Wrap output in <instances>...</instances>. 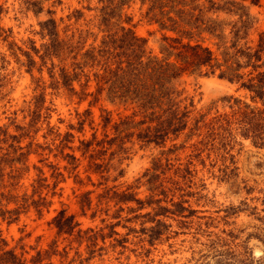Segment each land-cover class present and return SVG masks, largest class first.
I'll return each instance as SVG.
<instances>
[{"label": "rangeland", "instance_id": "obj_1", "mask_svg": "<svg viewBox=\"0 0 264 264\" xmlns=\"http://www.w3.org/2000/svg\"><path fill=\"white\" fill-rule=\"evenodd\" d=\"M30 1H38L44 10H53L61 36L67 41L72 40V32L84 26L86 19L96 20V10L85 6L97 5V0ZM148 4H142L140 0H123L121 13L132 15L129 24L137 34L147 38L149 48L162 56V48L167 43L164 35H179L180 31L162 28L157 21L150 20L146 15ZM157 4L162 12L175 15L178 29L191 31L194 39L211 46L215 57L221 61L224 56L239 49L255 46L263 30L264 0H259L258 4H250L248 0H158ZM75 8L82 9L84 15L75 17ZM46 15V12L36 15L26 0H0V126H7L9 133H17V123L27 122L28 117H23V108L34 93L35 80L23 64L25 57L22 49L28 48L29 37L39 46L43 38L39 34L38 21ZM93 29L97 32L96 39L95 35H89L84 43L76 42L64 60L66 66L70 68L74 65L82 72L73 81L81 96L75 93L69 95L63 88L55 90L50 87L46 62L42 63L41 70L36 66L32 69L33 75L41 80L35 90L45 89L44 105L50 106L51 113L49 123L44 120L38 130H31L22 137L19 142L22 149L31 141L30 147L35 150L22 163H15L22 166L19 167L20 174L10 177L6 167L3 177L6 183L11 182V192L17 196L25 195L26 201L45 194L50 202L42 207L41 213L30 206L19 213L18 220L10 223L0 221L2 235L8 239L7 246L20 239L19 244L23 245V254L27 258L40 249L45 257L36 264H47L48 261L50 264H67L69 261L72 264H264V147L255 145L250 137L240 134L229 139L226 137L223 141L220 137L208 138L207 150L194 158L191 166L193 174L186 176L175 175L173 171L178 165L179 170L184 167L190 148L168 151L173 143L186 141L188 144L196 140L193 134L199 129L206 131L210 124L206 121L230 111L235 99L254 105L249 93L238 83L215 74H183L178 88H183V95L192 98L193 102L188 126L180 136L158 146L140 147L136 143L122 163L123 174L116 179H113L115 172L108 180H103L97 173L85 170L86 160L80 156L77 145L81 138H90L93 132L97 136L102 135V108L111 109L114 118L118 112L124 114L131 110L123 104L111 102L106 97V90L96 102L90 103V93L96 85L93 67L80 65L89 64L84 57H91L90 52H85L90 43L96 45L100 41L102 32ZM187 32H182V40L187 39ZM35 59L38 63L37 55ZM86 71L90 72L87 82L83 74ZM255 104L260 106V103ZM86 108L89 113L84 116ZM47 126H51L52 130H48ZM58 131L62 134L72 132L63 152H59L54 144L58 142V139H53ZM10 139L1 140L0 146L10 144ZM65 151L81 157L76 170L64 167V164L70 165L66 162ZM167 157L172 160L178 158L172 169L168 165L163 167L166 176L174 175L178 180L179 190L175 195L182 196L184 203L190 204L196 212L175 218L170 213L163 216L168 226L158 239L150 242L141 227L154 223L147 220L144 213L152 212L155 203H146L138 208L139 203L130 200L120 203L118 208V204L105 200V197L98 203L97 194L105 186L115 184L119 189L129 187L136 191V197L147 199L148 195H153L158 178H164L162 170L154 168L153 163L157 158L165 162ZM49 163L59 165L60 169L52 172L56 176L51 175ZM36 166L41 167L42 175L47 176L44 184L35 181L39 172ZM76 171L78 176L74 175ZM86 174L90 175V179ZM78 178L82 179L81 183L76 180ZM55 180L56 186L53 187ZM88 189L91 190L90 205L82 207L78 194ZM153 196L157 197V194ZM2 202L7 203V207L14 205L6 199ZM167 204L170 205L169 202ZM63 206L66 207V214L73 213L77 222L70 232L58 231L51 222L52 216ZM238 207L240 210H237ZM112 223L114 231L110 233ZM90 235H93L91 240ZM20 250L17 247V251ZM49 251L52 254L46 256Z\"/></svg>", "mask_w": 264, "mask_h": 264}, {"label": "trees", "instance_id": "obj_2", "mask_svg": "<svg viewBox=\"0 0 264 264\" xmlns=\"http://www.w3.org/2000/svg\"><path fill=\"white\" fill-rule=\"evenodd\" d=\"M248 1L250 4L259 3V0ZM26 2L32 7L36 15L41 12H46L47 15L38 21L39 34L43 38L39 46H36L35 40L29 37L27 40L28 48L22 49L25 57L23 64L31 73L32 79L35 80L34 93L23 108L25 110L23 117H28L27 122L15 125L17 133H9L7 126H0V141H6L11 137L10 144L5 147L0 146V221L6 220L8 223L16 221L19 218V213L30 206L41 213L42 207L50 202L45 194H39L38 197H31L30 201H26L25 195L24 197L17 196L11 192L9 185L11 182L6 183L3 177V170L6 167H8L10 177L20 174L19 167L22 166L15 163H22L29 153L35 150L34 147H30L31 141L25 144V149H22L23 146L19 144L22 137L29 134L31 130H38L44 120L49 123L51 113L50 106L44 105L45 89L35 90L41 80L33 75L32 69L36 66L41 70L42 65L46 62L50 87L55 90L63 88L69 95L75 93L81 96L82 93L75 89L73 81L75 76H80L82 72L80 73L74 65H71L70 68L66 66L64 60L76 42L84 43L89 35H95L94 38L96 39L97 32L93 28L102 32L100 41L96 45L90 43L85 52H90L91 57H84L86 61H89V64L80 65V67H84V65H92L91 67H93L92 74L96 85L93 92L90 93L92 96L90 103L96 102L106 90V97L111 102L123 104L124 107H129L131 110L130 113L124 114L118 112V116L114 118L111 109L102 108L100 121L103 128L102 135L97 136L96 132H93L90 138H81L77 145L81 152L80 156L86 160V171L97 173L103 180H108L110 175L115 172L113 179H116L123 174L122 163L131 149H134L136 143H139L140 147L150 144L158 146L164 145L167 140H173L180 136L187 128L191 118L193 100L183 95L184 89L178 88V81L183 74L189 72L201 75L215 74L218 77L238 83L239 87L249 93L250 100L254 102L255 106L246 101L235 99L236 101L230 111L219 113L206 121L210 123L207 125V132L199 129L193 134L196 136V140L188 144L186 141L185 143L180 142V144L173 143L168 147L169 152L180 147L190 148L184 167L179 170L178 165L174 171L172 170L175 175L193 174L194 169L191 166L194 164V158L207 150V139L211 137H214L213 139L220 137L223 141L226 137L229 139V137L233 138L240 134L244 137H250L255 145L264 147V17L263 30L259 33L255 46L249 45L244 49H239L237 52L224 56L221 61L215 57L212 47L199 39H194V34L191 31L178 29L175 15L162 12L161 7L156 5L158 0H140L142 4L149 3L146 8L148 18L157 21L162 28L180 31L179 35H164L167 43L162 48V56L149 48L147 38L137 34L133 26L129 24L132 15L121 13L120 5L123 0H97V5H86V8L96 10V20L86 19L84 26L76 28L72 32V40L68 41L61 36L57 19L52 15L53 10H44L38 1L26 0ZM73 14L80 18L84 12L80 8H75ZM182 32L188 33L185 34L186 40H182ZM74 35H76L75 40H73ZM36 55L39 58L38 63L35 59ZM83 74L84 80L87 82L90 79V72L86 71ZM255 103H260V106ZM83 112V115L87 116L88 108ZM82 119L80 122L83 121ZM47 128L52 130L51 126H47ZM55 135L56 138L53 137V139H58V142L54 143L55 148L59 152H63L72 132L65 131L62 134L58 131ZM15 142L18 143L15 144ZM128 142L129 145H127ZM2 148H4L3 151H1ZM15 152H17L16 156H14ZM64 156L67 158L66 162L70 163L69 166L64 164V167L71 171L76 170L81 157L70 151H65ZM177 159L175 157L172 160V158L167 157L165 162H161L158 158L154 161L153 167L162 170L164 174V178L156 179L158 183L155 185V191H152L153 195L157 194V197L148 195L147 199H141L136 197V191L131 188L119 189L114 184L105 186L97 194L98 203L103 200V197L107 201L113 200L115 204L119 205L118 208L121 207L120 203L130 200L137 201L139 203L138 208H142L146 203H155L152 212L146 211L144 213L147 220L154 221V223L150 226L141 227V230L147 234L148 241L153 242L160 237L168 226L162 219L163 216H168L170 213L175 218L177 215L190 216L196 212V209L192 208L190 204L184 203L185 200L182 196L175 195L176 190L179 189H177L178 180L174 175L166 176L164 173L165 168L163 167L168 165L172 169ZM49 165L52 168L51 175L56 176V173L53 174L52 172L54 169H60L59 165L56 163H49ZM36 167L39 172L35 181L38 184H44L47 176L42 175L41 167ZM78 174V171L74 173L76 176ZM86 176L90 179L89 174ZM76 180L82 182L81 178ZM102 182L99 181L98 183ZM53 183L55 184L53 187H55L56 180ZM92 183L95 184L93 181ZM169 191L171 192L169 193ZM90 192L91 190L88 189L78 194L82 207L90 205ZM174 196L179 198L174 199ZM3 199H6L7 202H14V205L7 207V203L2 202ZM162 201L169 202L170 205L163 204ZM237 210H240L239 207ZM51 222L54 223L58 231L64 232H70L77 223L74 221L73 213L66 214V207L64 206L52 216ZM112 230L113 223L110 224V233ZM89 238L90 240L93 239V235H90ZM53 240L55 241V239ZM19 241L20 239L15 244L7 246L8 239L2 235L0 229V264H36L45 257L40 249L31 253L29 258L25 257L23 254L25 250ZM17 247H20L21 250L17 251ZM49 252L46 256L52 254L51 251ZM53 252L55 253L56 249ZM47 264H50V261ZM67 264L72 263L69 261Z\"/></svg>", "mask_w": 264, "mask_h": 264}]
</instances>
